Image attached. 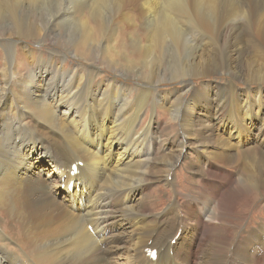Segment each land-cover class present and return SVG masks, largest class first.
<instances>
[{"label": "bare ground", "instance_id": "1", "mask_svg": "<svg viewBox=\"0 0 264 264\" xmlns=\"http://www.w3.org/2000/svg\"><path fill=\"white\" fill-rule=\"evenodd\" d=\"M126 2L137 5L144 19L138 22L126 12L114 23L105 21L109 11L120 13L132 6ZM180 9L189 20L180 19ZM83 10L87 15L84 21L78 18ZM168 13L171 23L166 21ZM180 24L217 33L207 37L195 33L188 41ZM139 25L141 31L137 30ZM46 33L55 39L66 37L65 44L75 45L79 57L93 66H98L94 53L99 52L111 69L141 71L147 86L156 83L163 65L168 64L171 80L181 79L183 89L173 100L162 99L161 94L160 104L167 105L176 124L180 125L179 116L184 118L185 131L207 139L191 141L184 135L185 140L181 138L178 143V133L173 139H158L159 149L165 152L156 158L160 159L154 166L156 159L150 155L149 146L156 141L151 132L134 136L151 91L122 87L117 78L94 84L96 71L92 67L73 75L72 70L62 71L59 64L52 66L35 47L22 41H40ZM2 40L6 55H0V264H264L263 223L246 236L242 235L245 225L235 224V236L225 237L233 226L232 193L239 190L258 200L264 192L262 93L244 88L239 94L237 86L226 83L218 86L214 96L204 95L201 86L193 90L185 105L181 99L190 78L203 74L226 72L249 85L264 83V0H187L185 7L179 0H0ZM102 41L106 44L98 49ZM110 41L118 42V46ZM106 82L111 86L104 87ZM210 87L208 83L206 88ZM54 90L59 91L57 102L50 98ZM134 90L136 105L127 101ZM202 96L210 108L204 120L196 105ZM95 105L106 112L108 109L112 117H104L102 135L92 136L87 123L74 129L79 111ZM58 106L62 107L60 113H56ZM182 107L184 115H180ZM8 109L18 110L20 120L22 115L31 116L34 125H26L27 131L22 132L8 119ZM215 117L219 125L212 121ZM196 121H208L206 126L212 130L207 133V127L201 125L200 133L193 134ZM16 133L19 135L14 137ZM25 134L30 136L27 144L31 151L27 153L20 150ZM173 143L178 144V151ZM146 145L147 152L142 151ZM182 148L188 155L182 156ZM97 151H103L104 156ZM111 151L117 155L112 165ZM212 151L222 155L220 166L237 162L234 165L243 168L241 173L235 171L225 183H219L218 177L225 170L212 174L197 162L198 154ZM179 160L182 165L188 161L196 181L202 182L195 190L184 186L180 195L188 201L180 199L175 186V197L159 212H151L148 204H126L136 192L131 189L154 168L152 180L160 176L173 185L169 174H174V164ZM46 164L54 172L45 178L41 171ZM73 164L79 171L75 175L71 174ZM31 167L36 168V175ZM79 202L85 203L84 212L69 208ZM166 211L169 216L163 214ZM125 220L136 224L127 225ZM179 226L190 230L183 235L188 241L179 237ZM179 239L192 249L200 248V252L178 244ZM246 244L259 248L244 252ZM152 249L157 250L156 259L150 256Z\"/></svg>", "mask_w": 264, "mask_h": 264}, {"label": "rangeland", "instance_id": "2", "mask_svg": "<svg viewBox=\"0 0 264 264\" xmlns=\"http://www.w3.org/2000/svg\"><path fill=\"white\" fill-rule=\"evenodd\" d=\"M179 1H180L181 7H185L187 5V0H179ZM128 4H130L132 6H126V8H125L126 11H124V12L119 13V12L109 11L104 18L105 21L114 23V19H118V17L121 16L122 13H123L122 15H124V13H126V12H129L128 14L132 15V17H134V20H136L138 22L143 20L144 15L138 10L137 5H135L134 3H130V2L125 3V5H128ZM112 12H114V13H112ZM84 13H85V11L82 12V14L81 13L78 14V18L80 17V19H82L83 21L87 19V15H86V13L85 14ZM180 14H181L180 15L181 20L184 19L186 21V20L190 19V16L187 15V13L183 9H180ZM173 15L175 17H178V14H176V13H173ZM108 19H109V21H108ZM112 19H113V22L111 21ZM116 21L117 20H115V22ZM166 21L168 23H171L173 21L171 16H170V13H168V15L166 16ZM134 24H137V23L134 22ZM180 25L186 30V31H182V32L188 38V41H189V38L191 40V38L193 37V34H195V33H196V35L202 34V35H205L206 37H207V35L208 36L212 35V33H213V35L217 33L216 32L217 30H213V29L209 30L206 27H201L198 25L196 27L194 25H188V26L185 24H180ZM137 30L138 31L142 30L140 28V25H139V27L137 26ZM187 33H188V35H187ZM165 35L167 36V39H168L170 46H172V42L169 39V32L165 31ZM99 39H97V40H99ZM18 40L21 41V39H18ZM142 40L145 41L144 38ZM22 41H25L31 47H35L36 50H38V54L39 55L41 54L40 57L41 58L43 57L42 59H44V60L46 59L45 61H49L50 64H53L52 66L57 67L56 65L59 64V68L61 69V67H62L61 70L64 72H68V71L72 70V72H73L72 74L74 75L77 73L78 70L83 71L85 69L92 67L96 71L92 76V82L94 84L98 81L100 82L101 80L110 81V80L117 78L116 83L122 87L132 86V87H136L138 90L144 89L145 87H146V89L148 88V90L151 91V94L149 96V99L144 103V105L141 102L139 103V104L143 105V108H142L143 111H141V119L139 120V122L136 125V128L134 130V136H136V135L138 136L145 131L149 132V133L151 132L150 137H153L155 139L156 145H155V143L152 146L146 145V148L142 151L147 152V147L149 146L150 155L152 157H154L155 159L158 158L159 156H161L165 152L163 149L162 150L159 149V143H160L159 140L168 139V138L173 139V137H175L176 133L180 134L179 138L177 140L178 143L181 141V138L182 139L184 138L183 137L184 135H187L191 141H201V140L207 139V137L205 135L202 136V135L196 134L193 136V135H191L192 132L190 133V131L187 130L189 132V134L191 135L190 136L188 134V132L184 130L185 123L182 121V120H184V118L182 119V116H179L178 121L180 122L179 123L180 125L176 124L174 119H173L172 114L170 113V111L167 107V105L164 107V105L162 106L160 104V101L158 99L160 98L159 96L161 94H163L162 99L173 100L174 95L175 94L177 95V92L179 90L183 89V83H182L181 79L171 80V72H170V68H169L168 64L165 63L163 65V71L159 74L160 77L157 78L156 83L153 84V86L152 85L147 86V85H144V81L142 80L143 74L141 71L134 70V71H130V72H125L121 69L119 71V68L118 69H116V68L111 69L105 60H103L104 62L102 61L103 57L101 56V54H99V52L94 53V54H97L96 55V64H98V66L97 65L93 66V63L91 61H89V60L87 61V60L79 57V52H78L75 45L70 46L69 43L65 44L66 37H62V38L57 37L55 39L52 35L46 33L45 35H43L41 37L40 41H37L35 39H29V40L24 39ZM2 42H3V40L0 41V55L4 56V55H6V51L2 45ZM110 42H112V45H114V47H115V45L118 46V42H116V41H110ZM110 42H109V44H110ZM101 43L98 44V49H102V46L104 45V43L106 44V41H102ZM98 55H99V57H98ZM50 56H54V58L52 57V59H50ZM1 58L2 57H0V59ZM26 66H27L28 70L31 68L27 62H26ZM243 69H244V67H243ZM26 79H27V76H26ZM208 83L211 86L209 89L206 88V85H208ZM226 83L228 85H233L235 87L237 86L236 88L238 89L239 94L243 93L242 90L244 88L254 89L257 92L262 93L260 99L264 100V83L263 84L257 83V84L249 85L245 82L234 79L230 74H228L226 72H216V73L203 74V75L196 76V77L193 76V78H190L189 84H188L189 85L188 89L181 96L182 104L185 105L187 103V100H189L192 97L193 90L195 88L197 89V88H200L201 86H203L205 88V92H206L204 95L214 96V93L219 91L218 86H220L222 84H226ZM212 85L213 86L217 85V88H213ZM105 86H111V85L106 82V83H104V87ZM128 91H130V89H128ZM58 93H59L58 90H54L52 92V94L50 95V98L52 101H54V102L58 101V98H59ZM131 93H130L131 97L128 96L127 101L130 104L136 105L135 102H136L137 97H138L137 90H134ZM21 94L24 95L23 93H21ZM42 97L43 96H40V98H42ZM179 101H180V99H179ZM196 105L198 107L200 116L204 120L205 115H207V113L208 114L210 113L209 104H206V101L204 100V98L202 96V100L199 102H196ZM97 107L98 106L95 105V107H92V108L90 107L88 109V111H84V112L79 111V113L76 117V123L77 124L74 127V129L81 127L84 123H87V126L90 129L92 136H95L98 133H100V136H101L103 133L102 132L103 128L106 126L105 121H104V117L108 116V118H107L108 120L111 119L112 117H111V114L108 113V109L106 112L105 110H103L99 107L97 108ZM93 108H97V109H93ZM116 110L117 109H114L113 112H116ZM7 111L9 113L8 119L10 120L12 125L14 124L18 128H20V130L22 132L27 131L26 125L27 126L29 124L34 125V119L31 116L28 117L27 115H22L21 120H20V113L18 112V110H14V109L5 110V112H7ZM12 111H15L16 113L12 114L13 113ZM61 111H62V107L58 106V108H56V113H60ZM181 111L182 112L180 113V115L182 113L184 115L185 114L184 113V107H182ZM24 117H25V119H24ZM212 121L217 122V124L219 125V121L216 119V117L213 118ZM196 123H197V127H195V128H197V129L194 128L195 131L193 134H195V132L196 133L199 132L198 131L199 129H202L203 127H207L206 125L209 124L208 121L202 122V123L200 121H196ZM201 125H202V128H200ZM174 127L175 128L178 127L179 131L177 129H174L175 130L174 131L173 130ZM166 128H169V129H166ZM211 130H212V128L207 127L205 132L208 133ZM167 133H169V134H167ZM33 134L36 136L35 133H33ZM16 135H19V133L14 134V137ZM20 136H22V135H20ZM23 137L24 138H23V141L20 145V150L24 151L25 153H27V151L30 152L31 147H29L27 144L30 136L25 134V135H23ZM253 137L255 139V136H253ZM122 138L125 139L124 136ZM184 140H185V138H184ZM149 142H152V141H149ZM38 143L42 144V145H46V143H44V141H40ZM172 147H174V149L177 150L178 144L173 143ZM149 150H148V152H149ZM210 150H215V149L210 148ZM188 151H190V150L188 149ZM233 151H237V150H233ZM97 152L100 156H104L103 151H97ZM183 155H188L187 149L184 150V148H182V156ZM109 156H110L109 162H110V165H112L113 163H115L117 155L114 153V151H111ZM182 156H181V158H182ZM192 156L193 157L195 156L194 153H192ZM159 159H156L154 161V166L159 163ZM197 162L201 163L202 166H207L208 171L212 174L216 173L217 171H219L221 169L225 170L226 173H223L224 175H220L218 177L219 183L220 182L225 183L226 180L230 178L229 174H231V173L233 174V173H235V171H238L241 173V171L243 169L242 167H238V166L234 165L237 162L231 163L230 166H224V167L220 166L221 162H222V155L220 154L219 151H212L210 153L201 152L200 154L197 155ZM26 165H27V162H26ZM190 165L191 164L188 163V161L186 162V165H182L180 160L174 164L173 171H175V172H174V174H172V173L169 174V181L172 180V177L174 178V180L172 181L174 183L173 185L168 184L167 182H165L164 178H160V176H158V175H157L158 179L152 180L156 176L155 172L153 171L154 169L156 170V168H154V169L148 168L147 171H150L152 169L150 171L151 173L145 174L143 176L144 181L140 182L138 185H136L135 188L131 189V190H135L136 192L133 195V199L131 201L129 199H126V201H125L126 204L128 203V204H131V205L137 206V207L148 204L150 206L151 212H159L169 203V201L173 197H175V195H176V192L174 189L175 186H176V190L179 194L180 199H182V201L183 200L188 201L187 199H184L180 195V193L184 192V186L187 184L188 189L195 190V187L200 188L201 183H202L200 181L199 182L196 181L197 176L190 169ZM142 168H145V166H142ZM31 169H32V171H34V173L36 175V173H37L36 168L31 167ZM41 172H42L41 176L46 178V176L53 175L54 171H53V169H51L46 164L44 166V170L42 168ZM127 172H129V171H127ZM55 176H57V173ZM239 176L234 175V178H237ZM50 180H51V178H50ZM262 194L263 195L257 200L255 198H251V194H248V193L241 194L239 192V190H236L235 192L232 193V195H231V198H232L231 199L232 217H231L230 221L232 222L233 226H231L229 228V231L225 234L226 238L230 239V238L235 236V234H236L235 233L236 229L234 226L235 224H239V225H241V227H243L245 225V228L242 231L243 236L249 235V232H250L249 230H251L253 228H259L262 225V223H263L262 226H264V192H263V190H262ZM82 207H85V203H83L81 205L79 202L76 204H70L69 205V208L74 210V212H76V213L84 212L83 211L84 209H82ZM163 214L165 216H169L168 211L164 212ZM124 223L127 225H131V226L136 224V222L129 221V220H125ZM88 228L91 230V232L94 233L95 230L92 226H89ZM0 230L2 231L3 229L1 228ZM179 230L182 232L181 233L182 235L179 237L184 238L188 241V239L185 238L183 235H188L190 233V230L184 226H179ZM184 239H179L178 244L184 245L187 249L192 250L194 253L200 252V248L199 249H197V248L192 249L190 244L187 241H185ZM246 239L248 240V238H246ZM259 242H261V240ZM256 248H259L258 245L251 246L250 244H246V246L242 249L244 252L252 253L254 251V249H256ZM35 264H36V262H35Z\"/></svg>", "mask_w": 264, "mask_h": 264}]
</instances>
